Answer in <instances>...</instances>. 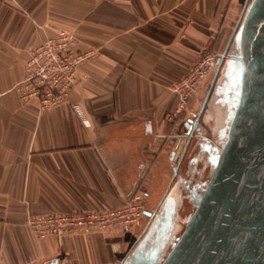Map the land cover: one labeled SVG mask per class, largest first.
<instances>
[{
    "label": "crops",
    "instance_id": "crops-1",
    "mask_svg": "<svg viewBox=\"0 0 264 264\" xmlns=\"http://www.w3.org/2000/svg\"><path fill=\"white\" fill-rule=\"evenodd\" d=\"M252 3L0 0V264H130L154 241L155 223L164 238L184 174L207 171L204 144L187 132L201 116L202 136L216 95L201 89L195 111L170 124L173 85L207 50L230 59ZM62 30L76 35L79 51L98 54L78 68L64 100L45 106L26 89L27 65ZM136 191L147 196L138 225L39 238L28 224L49 212L122 206ZM204 192L193 194L197 202Z\"/></svg>",
    "mask_w": 264,
    "mask_h": 264
},
{
    "label": "water",
    "instance_id": "water-1",
    "mask_svg": "<svg viewBox=\"0 0 264 264\" xmlns=\"http://www.w3.org/2000/svg\"><path fill=\"white\" fill-rule=\"evenodd\" d=\"M241 31L246 70L229 140L162 264H264V0H253ZM237 66L229 59L225 74ZM187 140L181 139L180 152ZM139 251L130 264H140L147 249Z\"/></svg>",
    "mask_w": 264,
    "mask_h": 264
},
{
    "label": "built area",
    "instance_id": "built-area-1",
    "mask_svg": "<svg viewBox=\"0 0 264 264\" xmlns=\"http://www.w3.org/2000/svg\"><path fill=\"white\" fill-rule=\"evenodd\" d=\"M77 45L76 35L62 30L32 50L27 65L29 83L26 89L33 94H43L45 106L64 100L76 79L78 68L98 54L94 48L79 51ZM217 53L216 50L203 52L188 73L175 82L173 91L178 95V102L166 117L168 123H176L191 110L202 87L213 86L214 79L207 82L219 66ZM146 197L144 193L133 192L122 206L82 212H49L31 216L28 224L39 238L138 225L145 215Z\"/></svg>",
    "mask_w": 264,
    "mask_h": 264
},
{
    "label": "rangeland",
    "instance_id": "rangeland-1",
    "mask_svg": "<svg viewBox=\"0 0 264 264\" xmlns=\"http://www.w3.org/2000/svg\"><path fill=\"white\" fill-rule=\"evenodd\" d=\"M242 39L243 34L241 31L234 44L233 50L231 53L227 54L230 59L237 62L238 66L230 75L223 74L219 83L215 86L216 95L212 105L209 106L211 107L210 115L208 119L205 118L206 127L202 136H200L198 131V121L201 116L198 115L199 117L197 119L196 117L192 118L193 121L190 123V137L192 136L194 141H201L204 144V155L201 156L203 164L201 163V165L202 168H205L207 171L204 172L205 170L202 169V172L197 174H191L188 171L184 174L181 183L183 182L185 187H181L182 191L178 193L180 194L178 211L176 212L174 219L171 222H167L168 228L166 227V235L162 238L163 240L160 242L159 246L155 247L158 248V251L155 255L154 253L151 254L153 258L152 264H162L184 233L187 223L198 207L199 202H197V199L199 196L196 198L194 195L202 194L204 189L206 190L214 170L218 165L224 146L229 140L231 127L242 99L243 81L246 70V64L243 60ZM217 54L220 60H222L224 54L221 52H218ZM219 67L220 65L212 72L207 83L212 82L219 71ZM203 88L205 87H202L201 89ZM206 88H209V86H206ZM197 95L192 105L191 112L195 111ZM186 113L188 112H185L181 119ZM192 116L193 115H191V117ZM208 162H210V167ZM176 164L178 165L179 163ZM206 165H208V167H206ZM136 192L141 193L138 191ZM160 226H158V223H155L154 225V241L160 233ZM156 227L158 230L155 231ZM152 242H148V244L145 242L140 250L150 246Z\"/></svg>",
    "mask_w": 264,
    "mask_h": 264
},
{
    "label": "flooded vegetation",
    "instance_id": "flooded-vegetation-1",
    "mask_svg": "<svg viewBox=\"0 0 264 264\" xmlns=\"http://www.w3.org/2000/svg\"><path fill=\"white\" fill-rule=\"evenodd\" d=\"M164 226H168V223L165 222ZM162 241V238L159 236L155 239V241L152 242V244L144 249H147V252L143 255L140 256L139 258V263L140 264H152L153 263V258L151 256L152 253H155L158 251V248H155L156 246H159L160 242ZM140 252V251H138ZM137 252V253H138Z\"/></svg>",
    "mask_w": 264,
    "mask_h": 264
},
{
    "label": "bare ground",
    "instance_id": "bare-ground-1",
    "mask_svg": "<svg viewBox=\"0 0 264 264\" xmlns=\"http://www.w3.org/2000/svg\"><path fill=\"white\" fill-rule=\"evenodd\" d=\"M251 8V7H250ZM250 10V9H249ZM249 12V11H248ZM226 58V57H225ZM224 58V60L222 61V60H220V61H218V64L220 65V68H219V72H222L223 74H225V68H226V62L229 60V58L227 59H225ZM224 64V67H222V65ZM234 71V70H233ZM232 71V72H233ZM219 74L217 73V75H216V77L214 78V83H213V86H212V89L213 88H215V85H217L218 83H219V81H220V78H219V76H218ZM226 75V74H225ZM199 111V110H198ZM198 111H196L195 113H194V115H196L197 113H198ZM182 152H183V150H182ZM181 152V153H182ZM198 205H199V203H198Z\"/></svg>",
    "mask_w": 264,
    "mask_h": 264
}]
</instances>
